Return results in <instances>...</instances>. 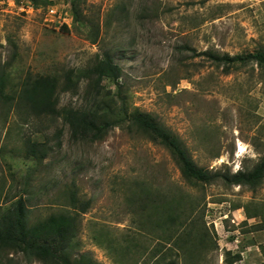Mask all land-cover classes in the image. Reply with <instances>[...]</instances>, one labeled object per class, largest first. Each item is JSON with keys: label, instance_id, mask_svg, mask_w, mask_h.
<instances>
[{"label": "rangeland", "instance_id": "rangeland-1", "mask_svg": "<svg viewBox=\"0 0 264 264\" xmlns=\"http://www.w3.org/2000/svg\"><path fill=\"white\" fill-rule=\"evenodd\" d=\"M52 1L0 0L8 88L27 77L79 73L108 54L121 73L102 85L121 88L130 109L149 112L200 166L234 173L264 156V67L238 61L225 73L204 53L264 49V0H79L83 22H73L72 0ZM86 85L81 78L75 90L61 91L59 106L85 103ZM14 102L0 98V212L24 195L31 222L42 220L72 189L90 200L77 219L74 253L94 264H227L226 250L240 253L234 264L261 263L257 248L230 237L240 235L241 205L263 221L244 230L264 227V178L255 189L193 185L172 151L145 133L115 127L103 139L78 140L61 117H37ZM29 139L47 143L44 160L27 156ZM165 207L175 209V223ZM177 227L193 229L177 235ZM255 234L264 243V231ZM6 254L4 264H43Z\"/></svg>", "mask_w": 264, "mask_h": 264}, {"label": "trees", "instance_id": "trees-1", "mask_svg": "<svg viewBox=\"0 0 264 264\" xmlns=\"http://www.w3.org/2000/svg\"><path fill=\"white\" fill-rule=\"evenodd\" d=\"M30 1L35 6L53 3L52 0ZM78 1L72 0L73 22H83ZM204 53L217 66L223 64L225 73L230 72L238 61L243 63L255 61L264 67L263 48L244 55L228 53L217 55L211 50ZM119 68L108 54H97L95 61L79 73L71 69L63 77L56 75L27 77L14 89L8 88L9 74L3 72L0 74V98L13 99L17 107L23 106L27 113L37 117H61L68 125L71 136L78 140L103 139L115 127H125L129 131L138 130L145 133L151 140L161 143L172 151L182 175L193 185L222 181L227 185H247L255 189L261 184L264 178V156L248 170L241 169L232 173L230 169L214 171L207 169L193 160L177 135L156 121L149 112L130 109L121 88L113 92L102 85L105 80L118 82L121 73ZM81 78L87 80L88 91L92 90L85 93L87 101L78 107L59 106V93L75 90ZM46 144L29 139L26 144L27 156L35 161L44 160L49 150ZM66 192L62 207L42 220L31 222L30 206L24 195L13 199L11 204L0 212V264L5 263L6 253H21L27 260L39 259L43 264H94L87 254L77 256L74 253L78 246L77 219L81 212L88 210L90 200L81 198L72 189ZM151 204L155 208L158 205L155 200ZM165 211H167L166 221L175 223V209L171 208L168 212L165 207ZM183 222L184 219L180 227ZM180 227L176 229L177 235H179L178 231L189 234V230L193 229V227L185 229ZM174 234L175 231L170 232L167 240H171ZM226 254L227 264H233L241 257L239 253L232 254L230 250H226ZM167 264H175V261L172 260Z\"/></svg>", "mask_w": 264, "mask_h": 264}, {"label": "crops", "instance_id": "crops-1", "mask_svg": "<svg viewBox=\"0 0 264 264\" xmlns=\"http://www.w3.org/2000/svg\"><path fill=\"white\" fill-rule=\"evenodd\" d=\"M237 214H238V216H240V221L238 222L236 228L238 229L240 235H231V237H230L231 242L233 240H240V242L243 243L242 248L245 249V246L247 245V247L250 246L249 250H251V251L256 250V248H257L258 252L260 254V255L258 254L260 256L259 258H260V262H261L259 264H264V243H263V241L260 243L258 239L256 240V234H255V232L258 229H262V231H264V227H256V228L250 229L249 231H246L243 228L244 226L252 228L253 226H255L257 224H260L258 222H263L262 220L258 221L256 219V218L260 217V216H258L259 213L256 210L252 212V211H250V209L248 207L245 208L244 206L241 205V206H239V208H237ZM252 219H255L256 221L255 222H249L248 221V220H252ZM244 222H245V225H241L242 223L244 224ZM240 229H241V231H240ZM242 255L244 256L243 253H242ZM241 259H242V257H241Z\"/></svg>", "mask_w": 264, "mask_h": 264}, {"label": "bare ground", "instance_id": "bare-ground-1", "mask_svg": "<svg viewBox=\"0 0 264 264\" xmlns=\"http://www.w3.org/2000/svg\"><path fill=\"white\" fill-rule=\"evenodd\" d=\"M239 153V152H238Z\"/></svg>", "mask_w": 264, "mask_h": 264}]
</instances>
